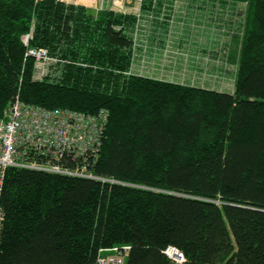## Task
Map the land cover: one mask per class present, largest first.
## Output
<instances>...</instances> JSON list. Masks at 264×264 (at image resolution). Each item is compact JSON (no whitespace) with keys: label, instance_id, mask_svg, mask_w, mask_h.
I'll use <instances>...</instances> for the list:
<instances>
[{"label":"trees","instance_id":"1","mask_svg":"<svg viewBox=\"0 0 264 264\" xmlns=\"http://www.w3.org/2000/svg\"><path fill=\"white\" fill-rule=\"evenodd\" d=\"M225 1L246 7L228 92L132 74L133 12L0 0V118L17 98L107 117L97 179L7 170L0 264H96L124 244L125 264H176L168 246L184 264H264V0ZM32 48L57 59L42 79Z\"/></svg>","mask_w":264,"mask_h":264},{"label":"built area","instance_id":"2","mask_svg":"<svg viewBox=\"0 0 264 264\" xmlns=\"http://www.w3.org/2000/svg\"><path fill=\"white\" fill-rule=\"evenodd\" d=\"M28 53L36 59L35 78L42 79L56 61L45 48H32ZM106 118L103 109L88 114L14 100L4 118H0V234L4 220L1 194L7 170L18 167L97 179L88 169L87 155L96 152ZM64 157L80 163L74 168L64 166ZM111 249L113 254L99 255L97 264H125L130 246L117 245ZM164 253L176 264L186 261L183 252L174 246L165 248Z\"/></svg>","mask_w":264,"mask_h":264},{"label":"crops","instance_id":"3","mask_svg":"<svg viewBox=\"0 0 264 264\" xmlns=\"http://www.w3.org/2000/svg\"><path fill=\"white\" fill-rule=\"evenodd\" d=\"M113 1L116 2L115 0H95L90 7L100 10L109 7ZM140 1L141 6L137 8L139 14L133 12L139 21L134 30L135 49L130 66L132 74L222 92L233 90L200 85V81H196L203 75L201 70L197 69L206 68L205 65H211L212 62L201 59L197 64L190 66V60L193 61L192 55L195 51L193 43L202 42L205 48H210L214 46L216 39L215 32L211 30V20L205 13L206 6L203 0H180L179 3H177L178 0H148L143 7L142 0ZM198 3L200 5L195 7ZM176 6H178L177 9H175ZM181 19L184 21L182 22ZM191 22L196 24V28L192 27ZM180 25H183V29L179 27ZM201 28L205 30L199 40H196ZM221 80V77H214V81Z\"/></svg>","mask_w":264,"mask_h":264},{"label":"rangeland","instance_id":"4","mask_svg":"<svg viewBox=\"0 0 264 264\" xmlns=\"http://www.w3.org/2000/svg\"><path fill=\"white\" fill-rule=\"evenodd\" d=\"M63 1L67 3L84 4L87 6H91V4H93L95 0H63ZM115 1L116 2L113 1V3L109 5L110 8L123 12L124 11L134 12L136 14H139L137 8L138 7L140 8L141 6L140 0H115ZM179 1L180 0H178L177 3H179ZM203 1H204V5L206 6L205 13L207 17L210 18L211 20L210 21V23L212 24L211 30L215 32L216 39L214 46H210V48H205L202 42L197 41V43H193L195 51L192 55L193 61L192 59L190 60L191 63L190 66H193V64L194 65L197 64L198 60L201 59H205L206 62H212L213 64L211 65H205L206 68L200 67L199 69H197L199 71L201 70L203 75H201L202 76L201 79L196 81H200L199 83L200 85L201 84L208 85L209 87L218 88L222 90L225 89L232 90L235 81L238 52L242 41L241 40L242 31H243L242 26H244L243 21L246 14V7L245 4H242L241 6H244L245 9L242 12L234 13L232 7L235 5L237 8V4H234L232 2L225 0H203ZM114 3H116V5H114ZM199 3L195 5V7L199 6L200 5ZM177 8L178 6H176L175 9ZM181 20L182 22L184 21V19ZM204 21L207 22V20ZM193 22H191L192 27L196 28V24ZM182 26L183 25H180L179 27L182 28ZM204 30L205 29L201 28L199 36L196 38V40H199ZM51 57L55 61L57 60L54 56ZM196 66H200V65H196ZM215 76L221 77L222 80L220 82L214 81Z\"/></svg>","mask_w":264,"mask_h":264},{"label":"bare ground","instance_id":"5","mask_svg":"<svg viewBox=\"0 0 264 264\" xmlns=\"http://www.w3.org/2000/svg\"><path fill=\"white\" fill-rule=\"evenodd\" d=\"M112 254H113V250L111 248H104L103 252H101L99 255H101V256H109V255H112ZM99 255H98V257H99ZM97 261H98V258H97ZM96 264H97V262H96Z\"/></svg>","mask_w":264,"mask_h":264}]
</instances>
